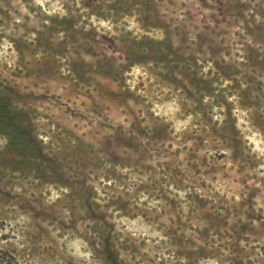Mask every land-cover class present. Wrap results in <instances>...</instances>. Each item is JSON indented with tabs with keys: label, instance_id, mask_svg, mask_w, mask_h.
<instances>
[{
	"label": "rangeland",
	"instance_id": "obj_1",
	"mask_svg": "<svg viewBox=\"0 0 264 264\" xmlns=\"http://www.w3.org/2000/svg\"><path fill=\"white\" fill-rule=\"evenodd\" d=\"M0 250L264 264V0H0Z\"/></svg>",
	"mask_w": 264,
	"mask_h": 264
},
{
	"label": "trees",
	"instance_id": "obj_2",
	"mask_svg": "<svg viewBox=\"0 0 264 264\" xmlns=\"http://www.w3.org/2000/svg\"><path fill=\"white\" fill-rule=\"evenodd\" d=\"M14 258L7 251L0 250V264H12Z\"/></svg>",
	"mask_w": 264,
	"mask_h": 264
}]
</instances>
